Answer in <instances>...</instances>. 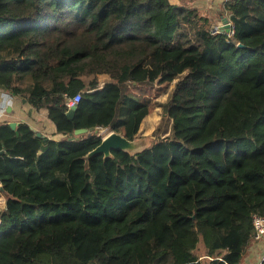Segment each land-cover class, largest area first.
I'll return each mask as SVG.
<instances>
[{
  "label": "trees",
  "instance_id": "1",
  "mask_svg": "<svg viewBox=\"0 0 264 264\" xmlns=\"http://www.w3.org/2000/svg\"><path fill=\"white\" fill-rule=\"evenodd\" d=\"M223 12L232 34L169 0H0V90L58 136L0 123V264H242L264 216V0ZM165 83L167 133L89 157L102 130L139 137L131 87Z\"/></svg>",
  "mask_w": 264,
  "mask_h": 264
},
{
  "label": "crops",
  "instance_id": "2",
  "mask_svg": "<svg viewBox=\"0 0 264 264\" xmlns=\"http://www.w3.org/2000/svg\"><path fill=\"white\" fill-rule=\"evenodd\" d=\"M172 4L178 6H185L195 9L201 16L206 17L211 24L212 29L216 26L222 25L224 14V4L228 0H169ZM178 41L183 40V47L188 46L186 42L198 43L201 46V42L193 36L192 28L186 23H179L178 25ZM183 33L181 35V33ZM8 94L5 91L0 90V107L3 108V114L0 117V123L3 122H17L27 123L35 132H39L42 135L57 139L58 136L54 135V125L46 118L44 111H37L29 106L24 99H19L15 96L8 94V98L3 95ZM135 94V93H133ZM136 95V94H135ZM143 125V124H142ZM1 188V184H0ZM6 195L0 189V211L4 208ZM264 256V240L261 242H253L250 251L244 258L242 264H258L257 262L262 260Z\"/></svg>",
  "mask_w": 264,
  "mask_h": 264
},
{
  "label": "rangeland",
  "instance_id": "3",
  "mask_svg": "<svg viewBox=\"0 0 264 264\" xmlns=\"http://www.w3.org/2000/svg\"><path fill=\"white\" fill-rule=\"evenodd\" d=\"M6 29L7 28L4 30ZM182 34L183 33H181V35ZM180 43L183 45V40ZM172 85L173 84L165 83L151 87L138 86L129 89L131 93H135L147 104L149 110V115L141 127L139 137L134 140V144L137 146L136 150H133L130 153L140 151L150 146L155 140L168 132L169 122L163 117V112L159 105L167 99ZM122 130L123 129H121V131ZM108 133L110 132L108 131ZM257 263H259V261Z\"/></svg>",
  "mask_w": 264,
  "mask_h": 264
},
{
  "label": "water",
  "instance_id": "4",
  "mask_svg": "<svg viewBox=\"0 0 264 264\" xmlns=\"http://www.w3.org/2000/svg\"><path fill=\"white\" fill-rule=\"evenodd\" d=\"M222 23L223 24L221 27V31H225L226 33H229L230 29H231V23L229 22V19L227 17H223ZM74 110H75V105L70 107V109L66 113V115L69 118H72ZM8 124L12 129H16V127L18 125L17 122H10ZM95 131H96L95 128L79 129V130H76L74 132V135H82L85 133H90V132H95ZM36 135L37 136H44L39 132H36ZM136 147L137 146L134 144V140L133 141L128 140L121 133L110 132L104 138H102L100 144L92 152H90L89 157L96 155V154H103L105 157H109L111 155V152L114 150H122L125 152H132L133 150H136ZM136 152H138V151H136ZM1 153H3V152H1ZM0 189L2 192H4L2 187Z\"/></svg>",
  "mask_w": 264,
  "mask_h": 264
},
{
  "label": "built area",
  "instance_id": "5",
  "mask_svg": "<svg viewBox=\"0 0 264 264\" xmlns=\"http://www.w3.org/2000/svg\"><path fill=\"white\" fill-rule=\"evenodd\" d=\"M229 22H230V20H229ZM221 27H222V25L214 27L212 29L213 33L221 32ZM232 33L233 32H232V24H231V29H230V32L228 34H232ZM3 95L5 97H7V98L9 96L8 94H5V93H3ZM79 99H80V95L77 94L71 100H69V102L67 103V106L68 107H72L73 105H75L79 101ZM3 111H4L3 108L0 107V117L3 114ZM107 134H108L107 130H102L100 135L102 136V138H104ZM253 226H254V230H255L254 239L257 242L263 241L264 240V216H254V218H253ZM263 260H264V256H263L261 261H263Z\"/></svg>",
  "mask_w": 264,
  "mask_h": 264
}]
</instances>
